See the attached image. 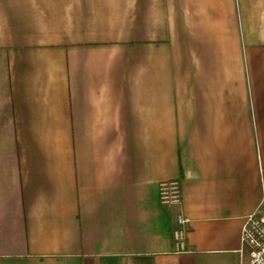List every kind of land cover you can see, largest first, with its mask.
<instances>
[{"label":"crops","instance_id":"1","mask_svg":"<svg viewBox=\"0 0 264 264\" xmlns=\"http://www.w3.org/2000/svg\"><path fill=\"white\" fill-rule=\"evenodd\" d=\"M256 212L264 0H0V264H249Z\"/></svg>","mask_w":264,"mask_h":264},{"label":"built area","instance_id":"2","mask_svg":"<svg viewBox=\"0 0 264 264\" xmlns=\"http://www.w3.org/2000/svg\"><path fill=\"white\" fill-rule=\"evenodd\" d=\"M160 198L163 204H177L181 200L180 187L177 182L163 184ZM187 219L178 218V228L174 231L176 250L181 252L186 249L184 226ZM242 243L244 250L248 253L249 264H264V213H253L249 215L242 227Z\"/></svg>","mask_w":264,"mask_h":264}]
</instances>
